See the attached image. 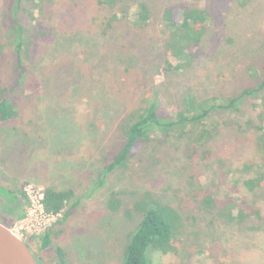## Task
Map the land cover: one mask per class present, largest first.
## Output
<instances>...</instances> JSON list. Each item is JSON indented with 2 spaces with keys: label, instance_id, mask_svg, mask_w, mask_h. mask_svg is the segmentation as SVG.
<instances>
[{
  "label": "rangeland",
  "instance_id": "rangeland-1",
  "mask_svg": "<svg viewBox=\"0 0 264 264\" xmlns=\"http://www.w3.org/2000/svg\"><path fill=\"white\" fill-rule=\"evenodd\" d=\"M141 2L152 15L143 27L135 24ZM170 6L179 18L195 6L210 16L191 54L178 56L191 61L182 70L167 58L162 16ZM113 13L119 19L109 25ZM0 41V90L17 110L0 122V184L14 194H0V222L16 233L29 184L74 192L70 212L64 217L66 206L49 229L48 246L43 232H17L43 264H122L141 219L133 204L146 190L178 208L185 223L175 251L150 250L154 264H264V187L250 191L242 169L264 161L257 129L264 90L245 95L238 109L213 111L199 127L168 136L155 128L128 168L102 173L123 145V119L149 98L170 115L186 107L185 97L257 88L264 0H0ZM202 127L211 137L192 140ZM113 191L123 201L118 211L109 205ZM207 193L219 206L229 198L246 202L252 213L230 222L218 205L203 203Z\"/></svg>",
  "mask_w": 264,
  "mask_h": 264
},
{
  "label": "trees",
  "instance_id": "trees-1",
  "mask_svg": "<svg viewBox=\"0 0 264 264\" xmlns=\"http://www.w3.org/2000/svg\"><path fill=\"white\" fill-rule=\"evenodd\" d=\"M44 1V0H42ZM102 4H115L119 0H98ZM182 14V15H181ZM181 18L174 6L165 8L163 12V24L169 32L166 47L171 51L167 52V58L170 66L175 63V70L186 69L191 61H181L182 56L190 55L187 48L198 44L206 31L209 22V14L202 7H186L181 10ZM151 10L149 6L141 2L138 4L135 24L145 26L151 19ZM119 19L118 13L110 16L109 25L112 21ZM11 22L16 25L12 18ZM22 29L19 32L22 33ZM22 44H19L20 48ZM4 50V43L0 41V56ZM20 57V56H19ZM172 59V60H169ZM179 59V61H178ZM176 62H173L175 61ZM21 61V58H20ZM21 65V64H20ZM173 69V68H172ZM264 90V80H262L256 89L245 88L240 93L227 97L212 96L206 99H195L185 97V108L178 110L176 114H163L158 101L155 97L149 98L147 104L135 108L125 116L122 121L121 129L123 131V145L114 158L105 165L103 174L106 175L115 169H126L129 166L131 157L135 154L136 148L151 140V132L158 128L163 135L171 133L184 132L188 126L199 127L206 122L215 110H235L240 106V101L245 95ZM6 90H0V122H6L14 118L17 114L15 105L5 96ZM259 112L260 124L257 126L259 134L260 148L264 152V97ZM196 139L197 142L210 138L212 132L207 127H202ZM191 140V143H192ZM194 150V148H192ZM208 152H210L208 150ZM242 169L248 173L244 179V185L250 191L264 187V161L246 162ZM0 194L13 197V192L0 184ZM22 199L27 203L25 192H21ZM74 196L72 189H55L48 187L45 189L44 206L46 211L58 213L62 212L67 206L64 217L70 212V201ZM8 199V198H7ZM208 207L218 205L211 193L205 194L202 199ZM236 201L229 198L219 206V214L224 216L230 222L242 223L252 213L247 209L248 204H236ZM109 205L115 211L121 209L123 201L118 196V192H111ZM133 208L141 215L134 231L130 234V239L125 251V257L122 264H154L150 259L149 252L156 249L162 252L175 251L173 243L175 235L181 232L185 226L182 214L174 205L163 201L155 192L146 190L134 201ZM70 209V210H69ZM237 209V213L233 211ZM256 215L260 214V209H253ZM24 215V211L22 213ZM22 215V216H23ZM21 217V215L19 216ZM49 230L42 235V246H48ZM28 244V243H27ZM29 245V244H28ZM30 246V245H29ZM31 247V246H30ZM37 258V257H36ZM41 259V258H40ZM38 260V259H37ZM40 263V262H39ZM43 263V261H42ZM41 264V263H40Z\"/></svg>",
  "mask_w": 264,
  "mask_h": 264
},
{
  "label": "built area",
  "instance_id": "built-area-1",
  "mask_svg": "<svg viewBox=\"0 0 264 264\" xmlns=\"http://www.w3.org/2000/svg\"><path fill=\"white\" fill-rule=\"evenodd\" d=\"M27 210L23 218L19 221L18 231L32 230L35 234L48 231L57 222L62 212H48L44 206L45 189L29 184L26 187ZM19 234V233H17Z\"/></svg>",
  "mask_w": 264,
  "mask_h": 264
},
{
  "label": "water",
  "instance_id": "water-1",
  "mask_svg": "<svg viewBox=\"0 0 264 264\" xmlns=\"http://www.w3.org/2000/svg\"><path fill=\"white\" fill-rule=\"evenodd\" d=\"M0 264H40L27 242L1 222Z\"/></svg>",
  "mask_w": 264,
  "mask_h": 264
},
{
  "label": "flooded vegetation",
  "instance_id": "flooded-vegetation-1",
  "mask_svg": "<svg viewBox=\"0 0 264 264\" xmlns=\"http://www.w3.org/2000/svg\"><path fill=\"white\" fill-rule=\"evenodd\" d=\"M32 249V248H31ZM32 251L34 252V255L37 257V259H38V261L41 263V264H43L42 263V260L40 259V257H39V255L32 249Z\"/></svg>",
  "mask_w": 264,
  "mask_h": 264
}]
</instances>
